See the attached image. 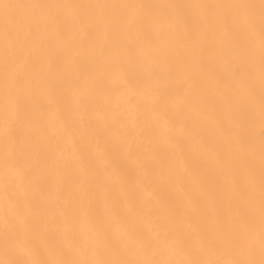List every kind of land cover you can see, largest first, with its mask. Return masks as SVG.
Returning <instances> with one entry per match:
<instances>
[{"label":"snow or ice","instance_id":"snow-or-ice-1","mask_svg":"<svg viewBox=\"0 0 264 264\" xmlns=\"http://www.w3.org/2000/svg\"><path fill=\"white\" fill-rule=\"evenodd\" d=\"M0 264H264V0H0Z\"/></svg>","mask_w":264,"mask_h":264}]
</instances>
